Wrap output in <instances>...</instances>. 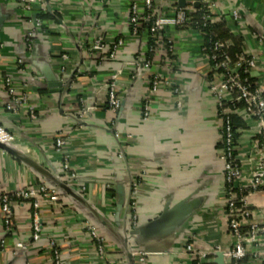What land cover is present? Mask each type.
Returning <instances> with one entry per match:
<instances>
[{
  "label": "crops",
  "instance_id": "0c3cea01",
  "mask_svg": "<svg viewBox=\"0 0 264 264\" xmlns=\"http://www.w3.org/2000/svg\"><path fill=\"white\" fill-rule=\"evenodd\" d=\"M190 1L184 0V7H190ZM133 3L142 6V0L51 2L48 12L55 14L36 29L28 47L26 37L36 17L33 8L39 4L27 10L19 0H0V125L14 136L8 145L30 161L0 148V192L13 195L24 188L53 186L52 176L64 174L54 144L57 136L66 140L63 152L75 172L73 179L61 180L71 193L59 190L55 202L37 195L15 201L10 232L5 231L0 209V264H140L126 254V239L132 251L152 252L144 264H193L186 244L205 252L232 248L234 238L225 219L221 124L217 100L209 91L214 75L203 33L190 24L165 27L153 64L135 75L136 59H146L149 52L150 34L146 24H140L137 33L131 31ZM154 6L163 15L179 8L177 0H154ZM200 7L196 1L193 10ZM234 10L238 20L232 18ZM209 14L212 24L223 19L231 35L243 37L242 53L255 57L250 76L264 93V0H210ZM97 38L104 49L88 51ZM117 40L122 43L110 57ZM223 42L227 48L235 44L231 39ZM116 72L121 105L112 114L105 84ZM153 74L164 84L154 91ZM6 77L15 94L25 95L14 110L6 108L12 100ZM146 103L148 116H143ZM236 113L243 127L235 154L243 171L240 183L246 184L251 169L264 162V147L258 146L257 121L243 111ZM128 201L136 225L166 206L194 204L171 233L145 241L129 235ZM246 205L251 215L243 232L251 222L264 225V187L251 193ZM90 228L105 237L103 258L93 249ZM51 241L60 252L58 263ZM214 257L208 255L202 264H216ZM263 260L264 231L241 264ZM232 263L226 258L223 264Z\"/></svg>",
  "mask_w": 264,
  "mask_h": 264
},
{
  "label": "built area",
  "instance_id": "2783aa9c",
  "mask_svg": "<svg viewBox=\"0 0 264 264\" xmlns=\"http://www.w3.org/2000/svg\"><path fill=\"white\" fill-rule=\"evenodd\" d=\"M27 10L31 9L34 4H39L38 7L44 8L45 3L43 0H19ZM58 0H50L54 2ZM201 4L199 10L202 12L201 21L202 25L212 24L213 18L209 14L210 0H196ZM195 0L190 1V7H179L172 15H163L156 11L154 6V0H142V6H138L136 3L131 5L129 14V24L131 31L137 33L140 30V24H146L152 43L149 45V52L152 53L151 57L146 59H136L135 75H139L142 69H149L153 64V54L157 51V46L161 44L160 32L170 25L177 27L192 25L193 17V5ZM232 18L238 20L239 13L232 11ZM219 19V18H217ZM33 30L28 33L26 37V44L28 46L29 39L34 36L36 29L40 28L43 21L37 17L31 20ZM122 41L117 40L110 49L108 55L113 57L121 45ZM210 53H207L210 63V70L213 71V81L209 84V91L213 94L218 103V113L220 119V128L222 135V149L220 152V158L223 162V172L225 178V219L227 228L233 235L234 243L231 249L222 251L225 259H230L232 264H241L239 262L244 258L249 251H251L252 244L259 242L260 233L264 231V225L259 226L256 223H250L249 230L247 232L242 231V226L248 221L251 212L247 207V197L254 191L264 187L263 168L264 162L259 161L255 167L251 169L249 173V179L245 183H240L243 180V171L239 164V158L235 154V145L233 139L232 123L229 118V113L233 111L231 107L225 105V102L235 103L243 102L244 106L242 111L244 115L253 117L259 127V141L258 146L264 147V93L258 86L249 81L248 76H241V72L244 74H250L255 67V57L250 54L241 53L235 60H231L227 53V45L222 41H213L210 44ZM29 47V46H28ZM168 50L172 52L173 46L168 41ZM104 44L101 38H97L88 48V51L93 50L102 51ZM206 50L205 47H203ZM21 63V60H17ZM118 72L111 75L109 80L105 84V98L107 108L110 113L114 114L121 105V98L116 91ZM5 86L8 88L9 93L12 95V100L6 103L7 109L14 110L24 99L25 95H17L14 92L12 83L8 77L4 80ZM151 90H156L162 87L164 84L160 82L158 74H153L150 80ZM227 97V98H226ZM149 105L146 103L143 109V116H148ZM29 116L34 118L35 115L30 111ZM14 139L12 133H10L4 126L0 125V142L10 144ZM56 151L61 155V169L63 175H58L59 179H73L75 177L74 170L70 167L69 157L65 154L64 147L66 140L57 136L54 141ZM66 179H63V178ZM135 187V186H134ZM34 195L40 198L47 199L51 202H55L59 198V190L55 186L40 185L36 189L24 188L16 191L13 195L0 192V209L3 214V223L5 231H12V205L15 201L30 200ZM37 207L36 201L32 203V208L35 210ZM133 204L130 202L131 219L129 225L132 227L136 225V215L132 213ZM33 222L35 226V232L38 231L37 215L33 213ZM90 239L92 241L93 249L96 251L99 257L105 256V237L99 233L96 229H89ZM33 238L36 240L38 234H34ZM52 247V255L55 263L59 262L60 252L54 247L53 242H49ZM25 248L24 245H22ZM185 251L195 259L196 264H202L207 256L221 250H212L205 252L202 250L194 249L191 244L185 245ZM140 264H144L146 257L151 254L144 250L132 251ZM251 253V252H250ZM253 256L257 255L253 253ZM29 264V263H26ZM108 264V263H107Z\"/></svg>",
  "mask_w": 264,
  "mask_h": 264
},
{
  "label": "water",
  "instance_id": "95a60500",
  "mask_svg": "<svg viewBox=\"0 0 264 264\" xmlns=\"http://www.w3.org/2000/svg\"><path fill=\"white\" fill-rule=\"evenodd\" d=\"M45 3V7L47 11H50V0H43ZM177 5L179 7H184V0H177ZM1 21V19H0ZM162 34V32H160ZM97 51V50H93ZM0 148L16 155L21 160L30 163V161L25 158L21 157L14 151L8 144L0 142ZM50 183L55 186L58 190H63L65 193H71V188L64 182L59 179L58 176H52L50 179ZM194 203L187 202V203H179L178 205L172 207H164L162 211L154 218L145 221L144 223H139L134 225L131 229H129V235L138 237L141 240H149L153 237L160 236L172 231L183 219L189 215L192 205ZM128 206L130 207V201H128ZM131 209V208H130ZM171 233V232H170ZM125 251L128 257L132 258V252L130 247L127 245V239L125 241ZM148 252V251H147ZM152 253V252H150ZM214 262L216 264H223L225 261V256L222 251H217L214 253Z\"/></svg>",
  "mask_w": 264,
  "mask_h": 264
},
{
  "label": "trees",
  "instance_id": "16d2710c",
  "mask_svg": "<svg viewBox=\"0 0 264 264\" xmlns=\"http://www.w3.org/2000/svg\"><path fill=\"white\" fill-rule=\"evenodd\" d=\"M33 11L35 13V16L39 19H41L42 21H48L49 19H51L53 17V14L55 13H50L48 12L46 9L41 8V7H34ZM202 12L200 10H195L193 12V21H192V26L193 28L199 29L202 33H203V47L206 48L205 52L206 53H210V44L213 41H224V40H233L235 42L233 47L227 48V53L230 57L231 60H235L237 58L238 55H240L242 53V43H243V37L241 35L239 36H233L229 33V28L227 26V23L225 22V20H221L220 23H216V24H207L205 26L202 25V21L200 19ZM145 25V23L143 24ZM229 25V24H228ZM149 45L152 43V39L151 37H149ZM151 57V53L148 52L146 54V58ZM211 73H213V71H211ZM241 76H248L249 81L251 83L254 84L253 79L251 78L250 74H244L241 72ZM225 105L233 108L228 115L229 118L231 120L232 123V131H233V139H234V145H235V141L237 139L238 136V132L239 130L243 127V124L241 122L240 117L237 115L236 112L238 111H242V108L244 106V103L241 102H235V103H230V102H225ZM220 148H222V143L219 145ZM109 192L112 194V189H109ZM60 196V195H59ZM130 228L131 225H129ZM245 258H242L239 262L243 263ZM193 264H196V261H193ZM261 264H264V260L262 261Z\"/></svg>",
  "mask_w": 264,
  "mask_h": 264
},
{
  "label": "rangeland",
  "instance_id": "374dc122",
  "mask_svg": "<svg viewBox=\"0 0 264 264\" xmlns=\"http://www.w3.org/2000/svg\"><path fill=\"white\" fill-rule=\"evenodd\" d=\"M130 219H131V216H130V218H129V222H130Z\"/></svg>",
  "mask_w": 264,
  "mask_h": 264
}]
</instances>
